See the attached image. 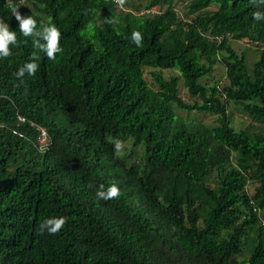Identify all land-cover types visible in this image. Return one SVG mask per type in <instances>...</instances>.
Instances as JSON below:
<instances>
[{
	"label": "trees",
	"instance_id": "1",
	"mask_svg": "<svg viewBox=\"0 0 264 264\" xmlns=\"http://www.w3.org/2000/svg\"><path fill=\"white\" fill-rule=\"evenodd\" d=\"M126 1L11 0L61 32L63 52L40 53L21 84L14 73L34 49L0 0L18 38L0 59V264H264V49L250 62L231 45L264 44V20L253 19L264 5L148 0L133 10ZM217 62L223 79L202 81ZM180 80L193 102L180 97ZM172 104L215 114L216 124ZM229 104L260 125L235 129ZM111 137L124 142L123 158ZM110 182L119 197L98 200ZM61 216L57 234H40L44 219Z\"/></svg>",
	"mask_w": 264,
	"mask_h": 264
},
{
	"label": "clouds",
	"instance_id": "2",
	"mask_svg": "<svg viewBox=\"0 0 264 264\" xmlns=\"http://www.w3.org/2000/svg\"><path fill=\"white\" fill-rule=\"evenodd\" d=\"M22 1V0H21ZM118 7H122L125 4V0H115ZM9 4V10L11 15L15 17L18 21V28L20 33L25 38H31V45L34 49L29 59L19 67L18 71L14 73L16 78L20 81L21 84L24 83L25 75L34 77L38 71L40 65L39 61L41 59L40 53L44 55L49 60H55L58 53H62L63 49L60 45L61 32L59 28L54 23H45L40 22L39 27L37 26V20L33 16L28 15L24 16L18 10L20 3L13 4L11 0H7ZM250 3L256 5L257 7L264 5V0H250ZM154 10V9H152ZM253 19L256 21L264 20V12L254 11ZM105 23L110 25H115L118 23V20L113 17L105 18ZM85 35V33H81ZM131 42L134 43L137 47L143 46V34L139 30H133L130 36ZM18 45V38L16 31L12 30L7 22L0 19V59H7L12 55L11 46ZM19 86V85H17ZM22 117V116H19ZM24 118V117H23ZM20 121H24L19 119ZM39 127L42 126H38ZM44 128V127H42ZM45 129V128H44ZM40 131V130H39ZM46 131V130H45ZM47 133V132H46ZM39 135V134H38ZM48 135V134H47ZM48 137V144H49ZM38 141V137H37ZM109 142L114 146V153L116 157L123 158L125 152V144L120 138L111 137ZM120 195V188L116 182H110L107 187L104 184H100L96 190V198L98 200H111L116 199ZM66 224L65 217H49L44 219L39 224L40 234H44L45 231L50 235L57 234Z\"/></svg>",
	"mask_w": 264,
	"mask_h": 264
},
{
	"label": "rangeland",
	"instance_id": "3",
	"mask_svg": "<svg viewBox=\"0 0 264 264\" xmlns=\"http://www.w3.org/2000/svg\"><path fill=\"white\" fill-rule=\"evenodd\" d=\"M148 0H127L126 1V6L131 7L133 10H136L135 7L138 6L139 9L143 10L145 2ZM125 6V5H123ZM211 9H215L214 5L210 6ZM174 8L178 12L180 16L185 17V12H186V7L182 1H177L175 2ZM156 9V7L154 8ZM231 45L233 48L236 49L238 53L245 52L247 54V57L250 62H252L253 59L258 57V53L264 49V44H257L248 40H231ZM225 73L224 66L220 63L217 62L214 65V70L211 74L210 77L203 78L202 81H206L208 83H211L213 81H219L223 79ZM144 74L145 78L148 82H151L152 79L150 75L147 73V68H144ZM163 74L165 77H169L172 74H177V71L174 69H164ZM178 93L180 97L187 101V102H193L195 100L194 97L190 96L186 88L183 86L182 80L179 81L178 83ZM174 108V112L183 116L187 117L190 119H194L196 121L202 122L206 125H214L216 124V115L209 113V112H204V111H197V110H192V111H186L178 107L176 104H172ZM228 111L231 117V123L232 126L235 129H239L240 127H244L250 123L253 122V120L246 115L239 107L234 106L233 104L228 105ZM253 124L260 125L259 123L253 122ZM130 145L127 144L126 148H129ZM136 154L141 155L142 154V149L140 147L135 148Z\"/></svg>",
	"mask_w": 264,
	"mask_h": 264
},
{
	"label": "built area",
	"instance_id": "4",
	"mask_svg": "<svg viewBox=\"0 0 264 264\" xmlns=\"http://www.w3.org/2000/svg\"><path fill=\"white\" fill-rule=\"evenodd\" d=\"M19 119L24 120L23 117H19ZM39 135H38V148L39 149H47L48 145V135L44 128L39 127Z\"/></svg>",
	"mask_w": 264,
	"mask_h": 264
}]
</instances>
